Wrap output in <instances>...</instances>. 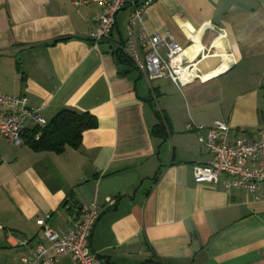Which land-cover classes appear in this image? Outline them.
I'll return each instance as SVG.
<instances>
[{
    "label": "crops",
    "instance_id": "0c3cea01",
    "mask_svg": "<svg viewBox=\"0 0 264 264\" xmlns=\"http://www.w3.org/2000/svg\"><path fill=\"white\" fill-rule=\"evenodd\" d=\"M144 1L128 0L95 49L97 5L0 0V93L25 97L47 124L62 110L97 121L63 154L0 139V264H22L45 244L38 221L46 215L47 226L65 232L94 202L100 216L89 251L105 264H264V204L226 193L225 177L197 184L195 168L212 157L186 131L190 122L221 121L231 139L264 134V0L154 1L143 21L149 35L169 34L190 59L208 54L204 75L229 56L235 63L183 88L148 82L124 51L129 17Z\"/></svg>",
    "mask_w": 264,
    "mask_h": 264
},
{
    "label": "built area",
    "instance_id": "2783aa9c",
    "mask_svg": "<svg viewBox=\"0 0 264 264\" xmlns=\"http://www.w3.org/2000/svg\"><path fill=\"white\" fill-rule=\"evenodd\" d=\"M75 9L87 5H97L102 13L97 20L95 32L89 40L96 49L97 45L110 38L116 25V16L128 4V0H70ZM155 0H145L135 6L128 23V38L124 51L135 70L148 82L169 79L178 88L195 82L206 83L235 66L231 56L210 75L202 74L199 63L205 56L202 52L190 59L169 34L161 37L149 35L143 26L144 16ZM168 40V41H167ZM166 49L165 58L160 50ZM218 70L220 72L212 75ZM207 76L209 79H204ZM207 80V81H206ZM32 124L41 130L47 122L39 115L38 109L29 107L25 97L8 96L0 93V139L15 147L24 145L27 125ZM186 131L197 134L199 146L212 157L206 166L194 170L197 184L214 186L225 177L223 183L226 193L241 191L253 196L258 203L264 204V196L259 193V186L264 183V134L256 138H230V128L221 121H215L210 127L186 125ZM205 132V137L201 133ZM39 134L35 136L38 140ZM109 207L115 205L114 199H106ZM100 216V208L94 202L81 210V221L65 232L56 231L47 226L49 216L38 221L43 244H35L28 254L21 258L22 264H58L65 256H70L73 264H105L96 254L89 251L92 230Z\"/></svg>",
    "mask_w": 264,
    "mask_h": 264
},
{
    "label": "trees",
    "instance_id": "16d2710c",
    "mask_svg": "<svg viewBox=\"0 0 264 264\" xmlns=\"http://www.w3.org/2000/svg\"><path fill=\"white\" fill-rule=\"evenodd\" d=\"M120 54V61L127 62L122 59L123 53ZM96 127L97 121L91 115L87 113L80 114L72 110H62L45 128L27 131L24 136V144L37 152L63 154L67 149H77L82 134ZM37 134H39L38 140L35 139Z\"/></svg>",
    "mask_w": 264,
    "mask_h": 264
},
{
    "label": "bare ground",
    "instance_id": "6f19581e",
    "mask_svg": "<svg viewBox=\"0 0 264 264\" xmlns=\"http://www.w3.org/2000/svg\"><path fill=\"white\" fill-rule=\"evenodd\" d=\"M219 71H221V70H219Z\"/></svg>",
    "mask_w": 264,
    "mask_h": 264
}]
</instances>
